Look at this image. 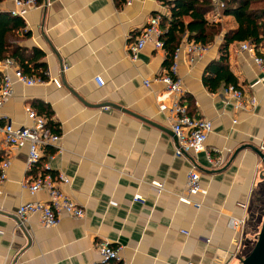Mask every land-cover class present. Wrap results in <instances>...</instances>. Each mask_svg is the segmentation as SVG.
I'll list each match as a JSON object with an SVG mask.
<instances>
[{"label": "crops", "instance_id": "obj_1", "mask_svg": "<svg viewBox=\"0 0 264 264\" xmlns=\"http://www.w3.org/2000/svg\"><path fill=\"white\" fill-rule=\"evenodd\" d=\"M38 2L23 18L29 35L20 45L43 51L46 82H15L1 109L0 128L9 121L31 125L26 107L39 114L43 104L60 130V149L50 145L54 151L46 154L43 148L29 170L27 146L8 145L0 129V164L9 161L0 184V264H98L101 242L120 248L114 264H239L256 240L264 212V166L250 148L264 152V79L252 54L241 49L242 41L228 48L239 86L258 99L256 107L237 112L222 86L211 92L202 81L206 65L219 56L222 33L202 57L188 61L181 55V102L189 115L211 120L212 130L204 151L175 156L176 138L158 100L165 92L157 79L167 72V52L147 43L136 59L128 53L152 15H169L168 5ZM14 6V0H3L0 11ZM213 21L225 26L231 18L220 13ZM174 99L168 95L162 102ZM35 167L69 179L59 186L84 209L82 219L63 214L55 226L45 227L32 215L20 225L15 211L21 203L49 200L46 191L30 194L22 187L38 173ZM190 169L199 173L206 194L189 195V204L179 196L187 195ZM151 181L163 182L162 191ZM230 217L244 219L240 229L228 227Z\"/></svg>", "mask_w": 264, "mask_h": 264}, {"label": "built area", "instance_id": "obj_2", "mask_svg": "<svg viewBox=\"0 0 264 264\" xmlns=\"http://www.w3.org/2000/svg\"><path fill=\"white\" fill-rule=\"evenodd\" d=\"M215 8L211 20H217L220 16V9L224 6L221 0H213ZM38 0H14V7L10 13L25 17L28 10L37 7ZM159 15H152L147 24L142 28L140 34L134 42L128 45V53L132 59H136L138 53L147 44L152 43L155 48H162L163 43L160 39L162 29L159 25ZM208 49V45L200 42L188 40L186 36L182 38L178 46L175 48L172 55L167 72L161 75L157 80L161 81L165 86V92L158 96L160 101L159 108L166 113L167 119L170 122L171 130L176 137V145L174 147L175 156H183L184 154H197L205 150V142L212 130L211 120L205 117H194L188 114L186 105L181 102L183 94V85L181 78L177 74L178 60L184 54L188 61L202 57ZM241 49L252 54L254 63L263 73L264 79V53L256 54L254 46L249 41H243ZM0 117L3 104L11 97L13 93V85L15 82H20L25 85L42 84L46 82V78L40 76L25 75L19 66L11 59H0ZM98 85H103L100 77H95ZM53 82L58 81L53 79ZM146 85L148 81H145ZM227 95L228 101L235 112L240 110H250L258 104V99L253 95H247L241 88H236L233 85H228L223 89ZM168 95H173L175 99L170 105L162 102V99ZM27 118L31 121V125L14 126L10 121L6 122L0 128L4 141L15 148L27 146L28 155L26 167L31 170L39 161L41 151L46 145H53L60 149L59 140L60 134L45 133L46 119L44 116L37 114L32 108L25 109ZM236 120H234L235 122ZM207 158L211 163L216 164L212 157L207 153ZM9 165L8 160H4L0 164V184L6 179V169ZM38 172L33 178H26L22 181V187L27 189L30 194L38 191H46L49 197L48 201H29L21 203L15 215L20 223H25L32 215H37L39 221L45 227L55 226L60 219V216L65 214L75 219H82L85 215L84 209L70 198L64 191L60 189V183H68L69 179L62 173L53 177L49 171ZM151 185L161 192L163 182L151 181ZM187 195L179 196V200L184 203H192L189 195L206 194V189L201 185L200 175L195 169H190L186 179ZM137 199L139 197H136ZM197 204V203H196ZM199 206V204H197ZM244 223L243 218L230 217L227 225L232 230H238ZM100 262L98 264H114L119 259V247H112L106 242L98 243L97 245ZM192 264V263H188Z\"/></svg>", "mask_w": 264, "mask_h": 264}, {"label": "trees", "instance_id": "obj_3", "mask_svg": "<svg viewBox=\"0 0 264 264\" xmlns=\"http://www.w3.org/2000/svg\"><path fill=\"white\" fill-rule=\"evenodd\" d=\"M2 1L0 0V3ZM221 1L224 6L220 13L231 18V23L225 26L206 17L207 13L215 8L213 0H163L170 12L168 16L161 15L159 19L162 29L160 39L168 58L167 68L170 66L175 48L184 36L188 40L208 45L216 35L222 33L218 47L219 56L206 65L202 75L204 86L211 92L221 86L240 87L238 78L230 69L228 62V48L231 43L249 41L254 46L256 54L264 53V0ZM114 2L121 6L126 0ZM24 27L23 18L9 11H0V59H11L25 75L47 78V65L42 61L43 51L37 48L28 51L20 45L23 35H29L28 31H23ZM19 31H22L21 36L18 35ZM39 114L46 119V133L60 132L57 124L50 119L51 112L45 105L40 104ZM44 148L46 154L54 151L49 144ZM37 170L35 167L34 172H41Z\"/></svg>", "mask_w": 264, "mask_h": 264}, {"label": "water", "instance_id": "obj_4", "mask_svg": "<svg viewBox=\"0 0 264 264\" xmlns=\"http://www.w3.org/2000/svg\"><path fill=\"white\" fill-rule=\"evenodd\" d=\"M99 106L105 107L107 105L106 103H102ZM110 106H117V105H114L111 103ZM125 111L130 112L127 110ZM130 113L132 114V112ZM144 120L148 121L147 119H144ZM148 122L152 123V121H148ZM250 148H252L256 152V154L259 156L261 160L262 165L264 166V152L261 151L259 148L254 147L252 145H250ZM20 225L22 224L20 223ZM239 264H264V217H263V220H262V223H261L259 232L257 234L256 241H255L253 248L250 250V252L245 257H243L240 260Z\"/></svg>", "mask_w": 264, "mask_h": 264}, {"label": "rangeland", "instance_id": "obj_5", "mask_svg": "<svg viewBox=\"0 0 264 264\" xmlns=\"http://www.w3.org/2000/svg\"><path fill=\"white\" fill-rule=\"evenodd\" d=\"M262 217H264V212H263ZM256 237H257V236H256ZM256 237H255V238H256ZM255 241H256V240H255ZM254 244H255V242L253 243V246H254ZM253 246H252V248H253ZM252 248H251V249H252ZM249 252H250V251H249ZM249 252L247 251L245 254L247 255ZM246 255H245V256H246Z\"/></svg>", "mask_w": 264, "mask_h": 264}]
</instances>
